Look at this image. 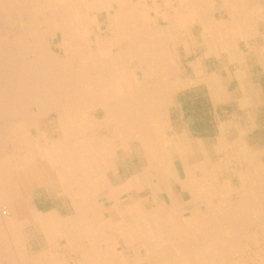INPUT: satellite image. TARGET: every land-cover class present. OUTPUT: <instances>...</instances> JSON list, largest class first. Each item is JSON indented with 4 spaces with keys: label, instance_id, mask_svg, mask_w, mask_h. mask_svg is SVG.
<instances>
[{
    "label": "bare ground",
    "instance_id": "6f19581e",
    "mask_svg": "<svg viewBox=\"0 0 264 264\" xmlns=\"http://www.w3.org/2000/svg\"><path fill=\"white\" fill-rule=\"evenodd\" d=\"M144 1L106 0L103 4L101 0H47L40 5L38 0L34 7L28 0H0V23L5 24L0 27V150H6L2 147L6 143L16 151L24 150L28 158L26 164L22 159L23 168L13 167L10 154L0 160V264H65L46 257L47 252L39 254L38 262L33 259L26 248L25 233V226L32 221L43 227L50 246L58 237H70L68 244L72 252L84 256L83 264H264V198L251 197L252 189L264 193V182H257L258 178L255 184L242 183L236 190L241 197L234 201L228 195L233 191L229 183L214 184L220 191L217 193L215 187L204 186L193 177L186 183L191 186V198L184 204L189 207L183 205L182 209L168 183L173 170L162 161L164 156L155 177L135 175L117 189L110 188V181L107 184L105 179H98L100 173L107 174V168L115 169L111 167L114 144L112 139L94 133L95 124L84 121L85 113L101 108L109 116L101 126L110 122L120 127L127 120L128 128L131 120L138 123L142 113V141L150 148L148 118L156 110L154 100L160 96L162 102V94H169L168 82L181 76L171 46L188 32L187 20L201 24L209 46L214 36L257 27L250 0H228L230 21L224 25L212 20L206 0H155L163 25L158 23L160 15H145ZM103 11L109 19L106 33L99 29L95 17ZM48 38H59L56 47L61 55L55 53V44ZM225 42L228 49L233 47L232 40ZM166 80L167 87L163 84ZM51 113L59 116L58 139H47L41 131L31 139L16 126L21 121L28 132L36 119ZM35 151L41 157L37 169L30 159ZM155 152L151 148L147 154L156 158ZM45 184L71 198L74 214L62 219L52 213L36 216L31 192ZM147 189L152 191L151 198L135 199ZM118 190L126 197L115 199V210L120 213L112 212L109 219L104 216L107 207L100 200L107 193L112 202ZM162 195L164 202L160 200ZM254 227L262 235L255 233L248 239L240 236L241 231ZM252 245L260 249L248 252ZM126 248H134L132 260ZM247 253V258H239Z\"/></svg>",
    "mask_w": 264,
    "mask_h": 264
},
{
    "label": "crops",
    "instance_id": "0c3cea01",
    "mask_svg": "<svg viewBox=\"0 0 264 264\" xmlns=\"http://www.w3.org/2000/svg\"><path fill=\"white\" fill-rule=\"evenodd\" d=\"M250 1L252 2V7L259 10L258 18L260 19L254 18L255 20H253L254 23H257L256 30L246 32V30L241 29V31L235 32L234 34L226 32L225 34L227 35L214 36V41L211 42V46H209L203 36L201 24H197V22L194 23L193 20L190 19L189 22L197 24L198 27H200L201 38L196 37L193 31L189 30L183 34L184 36H179L178 39L175 40L176 42L172 43L171 51L174 55L176 64L179 67L183 60V62H186L185 64L188 65L187 70L190 72L192 71V74L185 77V79H182V77H179V79H172L169 94L167 92L168 96L162 94V102L159 99L160 96L154 100L157 102L156 110H158H154L148 118V129H151L150 136L152 146L150 148L149 146L145 147L142 141V113L138 116V123L131 120V126L129 125V128L132 127L131 131H128V126L126 127L125 123L128 122L127 120L122 121L120 127L110 122H108L107 126H101V123L109 116L100 108H98L93 115L89 116L88 121H90V123L92 122L91 124H95V127H93L94 133L96 132L95 134L97 136L99 134V136H105L113 140L115 154L112 156V160L114 166L117 167V171H112L110 169L107 171L109 175L112 174L113 176L116 175L119 177L122 173V170L119 169L121 165H124L126 161L127 163L134 162V164H136L137 162L135 160L138 159V166H140L141 169L139 171L135 170L134 175L143 176L146 174V171L143 170L144 167H153L157 165V168L159 162L163 161L164 164L174 172H172L174 175H172V182L178 184L181 182V184H183L181 185V188H183L182 193H180L181 196L174 191V186H172L173 193L182 199L185 198V193H188L189 199L191 198L189 191L191 186H187L186 183L195 179L193 177L202 181L204 186L211 184L212 188L215 187L214 184L225 182L233 183L234 180H237V182L241 184L244 182L247 184L249 182L255 184L258 178L257 182H264V0ZM253 11L254 9H252V13H255ZM104 12L105 11H103L102 14ZM98 22L100 25L99 29L103 32V27L99 19ZM216 22L221 23L219 21ZM158 23L160 24L159 19ZM201 39L203 40L201 41ZM227 39L233 41V47L231 49L225 47V41H227ZM243 41L248 47L242 50L239 48H241V44L244 43ZM181 45H183V51L180 50ZM181 55L184 56L183 59L180 58ZM198 91L205 92L204 96L197 94ZM205 101H208L212 106V113L214 115L213 120L210 119L211 117L207 115L204 106H202L206 104ZM158 102H160L161 105ZM163 103L166 104L164 105ZM220 113L221 115L223 113V117ZM152 122L154 124H152ZM138 127L140 129H138ZM55 131L56 134H58L56 124ZM106 132L108 133L106 134ZM194 144L196 146H194ZM151 148H153L154 151L156 150V158L154 154H151V156H153H150V159H148L147 152H149ZM242 149L243 152L240 153ZM117 152H124L125 159L123 160L122 157L118 159ZM244 152L246 155H243ZM163 156L165 159H163ZM177 157L178 159H176ZM154 159H157V161ZM184 159H187V162H185ZM208 164L210 166H208ZM136 166L137 165H135V167ZM123 173L125 172L123 171ZM183 173L185 175H183ZM110 184V186H112L110 187L111 189H117L120 186L112 183ZM28 186L31 187V184H28ZM240 188H242L241 185L237 189ZM47 189L48 187L46 184L44 186H35L31 194L35 197L37 190L47 191ZM214 191L217 193L220 192L216 187ZM116 193L117 196L113 198V201L108 202V206L110 207L103 203L104 207H107L104 208L106 210L104 216L109 219H111V210L115 214L118 213V211L115 210V206L117 205L115 199L124 200L126 197L125 195H120L119 190ZM262 193L263 192L252 189L254 197H251L253 199L264 198V193ZM24 194L22 191V195ZM228 195L237 199L241 197L240 194V196L237 194L236 190L230 191ZM63 196L65 195L61 194L58 198ZM103 196L109 200L107 198V193ZM147 196L151 198L152 193ZM147 196L145 197L149 198ZM218 197L220 198V196H216V198ZM71 202L75 208L72 200ZM35 211L39 214L36 216L42 215L45 217L52 213L59 219L63 218L58 208H52L47 211H42L37 208ZM30 224V226L33 227V231L35 233L37 232V236L43 233V227L36 225L34 221ZM28 244L29 239L26 240V246H28Z\"/></svg>",
    "mask_w": 264,
    "mask_h": 264
},
{
    "label": "rangeland",
    "instance_id": "374dc122",
    "mask_svg": "<svg viewBox=\"0 0 264 264\" xmlns=\"http://www.w3.org/2000/svg\"><path fill=\"white\" fill-rule=\"evenodd\" d=\"M28 1L30 3H32L34 5V7H37L38 4H39L38 0L37 1L36 0H33V1L32 0H28ZM35 1H36V3H35ZM45 1H47V0H40V5L43 4ZM48 1L53 2L54 0H48ZM159 1H160V3H163V2H161L162 0H159ZM159 1H157V2L159 3ZM206 1L208 3L207 4V8L210 9V11L212 13L211 14L212 15V20H214L215 22L216 21H219V22H221L219 24H222V25H224V23H227L228 21H230L229 12L226 10V8L229 7L227 5V3L229 2L228 0H206ZM101 2L104 4L106 2V0H101ZM156 5L157 4H156V1L155 0H145L144 1V12H145V15H147L149 18H154L157 15L158 16L160 15L159 16L160 25H163L164 24L163 17H162L161 14H159V11H156ZM175 5H176V3H175ZM252 9H254L253 12H255V13H253L254 16H257L256 19H259L258 18L259 10L256 9V8H253V7H252ZM95 17L97 18V24L99 23L98 22V19L100 20L101 26L103 27L102 28L103 29V33H106V31H107L106 26L109 25V23H108V20L109 19L107 17L106 12H104L103 14L102 13H100V14L96 13L95 14ZM254 18L252 20H254ZM197 24L188 22V20H187V23H186L187 27L186 28H187L188 31L189 30L193 31V34L196 37H200L201 38V35H200V33H201L200 32V27H198ZM3 25H5V24L0 23V27H2ZM98 26L100 28V25L99 24H98ZM48 39H50V40L53 41L52 38H48ZM92 39H93V41L96 42L95 35L93 36ZM202 40L203 39H201V41ZM258 41H262V40H258ZM59 42H60L59 38H55L54 39L53 44H55V45H53V50L55 51V53L61 55V52H62L61 49L56 47L57 46L56 44L59 43ZM182 46L183 45L180 46V50L183 51ZM246 47H248V46H246V44L244 42L243 44H241V48H239V49H242L243 50V49H246ZM183 57H184L183 55L180 56L181 59H183ZM185 63L182 60V63H180V65H179V67H180V74H181L180 77H182V79H185V77H188V75H191L192 74V71L190 72L189 70H187L188 65L185 64ZM142 76H143L142 73H138V76L137 77L138 78H142ZM165 83H167V80L163 82L164 86H166ZM168 84L171 85V81H169ZM197 94H199L201 96L202 95L204 96L205 92L198 91ZM196 96H198V95H196ZM196 96H192V97H196ZM182 100H183V97H182ZM205 103L207 105L203 103L204 105H202V106H204V109L206 110L207 115L211 117L210 119L213 120L214 119V115L212 113L213 112L212 106L210 105V103L208 101H205ZM96 110H98V108L92 109L91 112L85 113L84 116H83L84 121L90 122V121H88V118H89V116L93 115L94 112H96ZM101 110H103V109H101ZM31 112L35 113V111L33 110V108L31 109ZM220 115H221V113H220ZM220 115H219V117H220ZM221 116L223 117V113H222ZM35 121H36V123H35L36 125L31 126L29 128L28 132L26 130V127H24V124L21 121H19V124H16V126L20 130L21 133H25V132L26 133H29L31 139L32 138H37L38 134H40V131L42 133L44 132L43 134H46L47 139L55 140V139L60 138L61 134L59 133V116H58V114H56V113L46 114L43 117H41L40 119H36ZM39 121H40V126L38 127ZM55 124H56L57 130H58L57 131L58 134H56V131H55ZM11 126L14 127L13 125H11ZM60 130H61V128H60ZM5 144L6 143H3L2 147L4 149H6V150H0V153L2 154V156L0 154V160H5L6 159L5 157L9 156V154H10L9 158L12 159L10 162H13L14 163V166L13 167L17 166V168H20L22 166L21 168H23V165H22L23 161L25 160V164H26V159H28V158L25 159V157H24V150H17L16 151V150H14V148H12L11 145H8V144L5 145ZM2 151H3V153H2ZM17 152H18V154H17ZM48 152H49V149H48ZM117 154L119 156V157H117L118 159H120L121 157L123 158V160L125 159L124 152H117ZM147 155H148V159H150V155L151 154H147ZM23 158H24V160H22ZM30 159H31L32 165L35 166V169H37V167H39L41 165V157H40V154L38 153V151L32 152V157ZM126 160H129V159H126ZM15 161H16L17 165H15ZM135 161L137 162L136 164H134V162L133 163L132 162H128L127 163V161H126V163H124V165H121L119 169L122 170V173L119 175V177H117L116 175L113 176L112 174L109 175L108 173L107 174L100 173L99 176H98V179L99 178L100 179H105V181H107V184H109L108 181H110L114 185H120L122 182H124L128 178H131V177L135 176L134 175L135 174V170L139 171L141 169V167L138 166L139 160L136 159ZM135 165H137V166L135 167ZM111 167L112 168L115 167V169L112 170V171H117V167L116 166H111ZM108 169L110 170L111 168H107L106 171H108ZM156 169H157L156 166H153V167H144L143 170L146 171V174H144V176H148L150 178L155 177L156 176V172H155ZM123 171L125 173H123ZM103 176H104V178H103ZM90 177H92V176H90ZM171 179H172V176L170 177V175H169V181H168V183L170 184V186H174V191H176V193L181 196V194H180V193H182V188H181L182 187L181 186L182 184H181V182L178 184V183L172 182ZM91 180L94 181V178L92 177ZM229 184L232 187V190L233 191L234 190H238L237 188H239L240 185L242 186V184L240 182H237V180H234L233 183L232 182H229ZM70 185H73V184H70ZM48 186H49V184H48ZM209 186H211V184H208V187ZM99 192H101V191H99ZM68 193L69 194L76 195L74 192L72 193V191H68ZM151 193H152V191L149 190V189L144 190L140 194H136L135 195V199L146 198L145 196L151 195ZM61 194L62 195H65V196H63L61 198H58V196H60ZM160 194H162V193H160ZM108 197L109 196H107V198ZM147 197H149V196H147ZM163 197L164 196L162 195V197L160 198V200L162 202H164V199H162ZM184 197L185 198H183V199L180 198V197H178V196L175 197L176 200L178 201V205H179V207L181 209L183 208V205H185L184 204V200L186 202H189L190 201L189 200L188 193H185ZM236 199L237 198H233L234 201H236ZM109 200H110V198H109ZM150 200H152V199H150ZM168 200L169 199L167 198V203L170 202V200L169 201ZM215 201L217 202L218 200H215ZM100 202L102 204L104 203L105 205L108 206V202L109 201L106 198H101ZM125 202H128V201H125ZM32 206H35V207H37L38 209H40L42 211L43 210L44 211H47V210H50L52 208H58L59 211H60V214L62 216H64V217H66V216L68 217V216L74 214V212H75V208L72 205L71 198L68 195L61 193V190H58V188L57 189H54V188L52 189V187H49L47 189V191H45V190L44 191L43 190H37L36 191V196L32 200ZM108 207H110V206H108ZM165 207H168V206H165ZM186 207H189V206L185 205V208ZM191 207H194V206H191ZM198 207L200 208L201 205L198 206ZM169 208H171V205L169 206ZM205 208L206 207L203 206L202 209H205ZM191 211H194V209L192 208ZM112 212L113 211L111 210V213ZM186 214L188 216H190L189 213H186ZM126 220L127 221H130V218L127 216L126 217ZM254 226H256V225H254ZM249 230H250V233H249ZM249 230H247V231L246 230L241 231L240 232V236L242 238H247L248 239L250 235H253L255 233L256 234L258 233L259 235H262V232H260V231L257 232V230H256L255 227L252 228V229H249ZM25 233L27 234L28 239H29V244H28L27 248L30 251V255L31 254L33 255V257H34L33 259H35L36 262H38V259L40 258L39 254L44 253V252H47L48 253L46 257H49L51 259H56V260L63 261L65 264H83L84 261H85L84 256L82 254H77V253L72 252L71 247L68 244V240L71 239L70 237H69V239H66L65 237H63V239H61V238L58 237V240L56 241L57 243L55 242L53 246H50L49 245V242L46 240V237L44 236V234L43 233L40 234V235L38 234V236H37L36 235L37 232L35 233L33 231V227L30 226L29 224H27L25 226ZM86 243H88V241L84 243V246L85 245L87 246ZM86 246H85V248H86ZM241 248L244 249L245 248V245H244V247H241ZM138 249H141V247H138ZM247 249H248V252H251V251H255L257 249H260V247L253 246L252 245V246H250V248H247ZM70 250H71V253H70ZM134 251H135L134 248H131V249L126 248L125 249L126 255L131 260H132V256H133ZM248 254L249 253H247L246 255L245 254L244 255H239V258L242 259L241 256L242 257L245 256V258H247L246 256H248ZM73 255H74L75 258L73 257ZM143 255L144 256L146 255L145 250L143 251ZM36 264H39V263H36ZM117 264H121V263L118 261ZM144 264H146V263L144 262Z\"/></svg>",
    "mask_w": 264,
    "mask_h": 264
}]
</instances>
